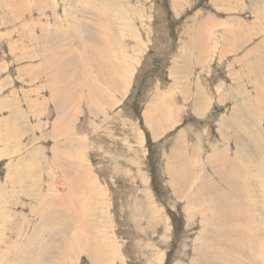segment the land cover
I'll return each instance as SVG.
<instances>
[{
	"label": "rangeland",
	"instance_id": "1",
	"mask_svg": "<svg viewBox=\"0 0 264 264\" xmlns=\"http://www.w3.org/2000/svg\"><path fill=\"white\" fill-rule=\"evenodd\" d=\"M263 120L264 0H0V264H264ZM213 146L243 147L239 259Z\"/></svg>",
	"mask_w": 264,
	"mask_h": 264
},
{
	"label": "bare ground",
	"instance_id": "2",
	"mask_svg": "<svg viewBox=\"0 0 264 264\" xmlns=\"http://www.w3.org/2000/svg\"><path fill=\"white\" fill-rule=\"evenodd\" d=\"M96 4V3H95ZM104 6V5H103ZM105 7V6H104ZM101 8V7H100ZM106 9V8H105ZM77 14V13H76ZM80 29V28H79ZM74 30V29H73ZM60 31V30H59ZM61 32V31H60ZM59 33V32H58ZM57 34V33H56ZM62 35V34H61ZM74 35V34H72ZM85 35V34H84ZM57 36V35H56ZM60 36V35H59ZM64 38V34L62 36ZM71 37V36H70ZM240 38V37H239ZM54 39V38H53ZM56 39V38H55ZM56 41V40H55ZM239 42V41H238ZM84 43V42H83ZM91 45V44H90ZM239 45V44H238ZM59 46V45H58ZM57 46V47H58ZM229 50V49H228ZM92 51V50H91ZM118 52V51H117ZM95 53V52H94ZM81 56V55H80ZM82 57V56H81ZM76 58V57H75ZM68 60V59H67ZM80 60V59H79ZM75 61V60H74ZM118 61V60H117ZM68 64V63H67ZM118 70V69H116ZM255 71V70H254ZM254 74V73H253ZM127 75V74H126ZM110 78L106 77L109 81H111V76ZM114 78V77H112ZM118 82V81H117ZM243 82V81H242ZM72 83V82H71ZM111 84V82H110ZM72 86V85H71ZM222 87V86H221ZM70 88V87H69ZM245 88V87H244ZM54 96V95H53ZM64 96V95H63ZM160 96V95H159ZM36 101V100H35ZM229 102V101H228ZM201 104V103H200ZM203 104V103H202ZM187 105V104H186ZM155 108V107H154ZM197 108V107H196ZM199 109V108H197ZM183 113V112H182ZM166 119V117H164ZM159 119V118H158ZM161 119V118H160ZM264 121V120H263ZM244 123V122H243ZM250 124V123H249ZM14 130V129H13ZM189 132V131H188ZM20 140V139H19ZM84 140V139H83ZM142 141V140H141ZM218 145V144H217ZM219 147V145H218ZM217 146H213L214 154L212 158H210L209 161V166L211 170V175L212 177L215 178V181L213 178H206L207 180L204 181V185H200V190L205 189L206 191L209 190L211 195H212V202L210 205L214 202H217L220 204V206L223 208L225 211V216H227L229 222L222 221L220 218L217 219L215 216V211H211L209 217V220L212 222L213 225V231L214 233L216 232V237L220 243V245H224L226 248H229L233 253L236 254V258L239 259L240 256L242 255L243 257L246 255L248 256L247 249H246V242L244 239H246L245 233L247 231V228H244L242 224L245 221L246 212V204L244 202V197H243V187H244V174L243 172L246 170L244 165V158H243V147L238 146V149L236 153V157L241 158L240 161L236 160H229V154L228 151L226 150H218ZM224 147V146H223ZM242 153V154H241ZM63 155V154H62ZM20 161V160H19ZM180 162L184 163L183 160L181 159ZM260 163L255 164V173L250 172V179L256 180L255 186L258 188L261 187L262 190L264 191V168L259 166ZM187 166V165H186ZM254 166V165H252ZM258 166V168L256 167ZM250 167V166H249ZM248 167V168H249ZM247 168V169H248ZM184 169V168H182ZM186 171V170H185ZM247 171V170H246ZM254 171V170H253ZM258 171H261L262 174L260 176ZM181 172V171H180ZM187 172V171H186ZM184 171L182 172V178L184 177ZM257 173V174H256ZM188 174V173H187ZM187 176V175H185ZM181 174L177 173V181L180 179ZM187 178V177H186ZM248 179V178H247ZM246 179V180H247ZM57 181V180H56ZM189 181V180H188ZM187 181V183H189ZM195 181V180H194ZM251 181V180H250ZM181 182V181H180ZM7 184V183H6ZM182 184V183H181ZM187 185V184H186ZM198 190V189H197ZM196 190V191H197ZM252 192V191H251ZM263 193V192H262ZM254 195V194H252ZM251 196V198H253ZM249 196V195H247ZM246 196V197H247ZM259 197V196H258ZM87 198V197H86ZM94 198V197H93ZM206 199V198H205ZM253 200V199H252ZM259 201V200H258ZM193 204V203H192ZM208 203L205 202L203 205H207ZM215 206V204H213ZM209 208V205L206 206ZM251 207V206H250ZM131 208V207H130ZM211 208V207H210ZM219 208V207H218ZM252 208V207H251ZM221 210V209H220ZM249 210V209H248ZM251 213V212H250ZM145 216V215H144ZM224 216V217H225ZM61 219V218H60ZM59 219V220H60ZM48 220V219H47ZM52 221V220H49ZM87 221V220H86ZM205 221V220H204ZM53 225V224H52ZM128 225V224H127ZM62 227V226H60ZM67 227V226H66ZM248 227V226H247ZM54 228V227H53ZM58 228V227H57ZM64 229V228H63ZM207 229V228H206ZM212 229V228H211ZM250 229V228H249ZM246 230V231H245ZM210 231V229H209ZM207 232V231H206ZM255 232V231H254ZM254 234V233H253ZM207 235V233H206ZM253 236V235H252ZM250 237V236H249ZM64 232L61 228L55 229V231L50 235V240L47 243V246H45V251H43L42 254L46 252V250H50V244L51 242H58L61 246L64 243ZM66 239V238H65ZM247 240V239H246ZM32 241V240H31ZM207 241V240H206ZM214 241V240H213ZM54 244V243H53ZM65 244V243H64ZM30 246V245H29ZM264 246V245H263ZM211 247V246H210ZM215 247V246H214ZM224 247V248H225ZM197 248V247H196ZM219 248V247H218ZM221 248V247H220ZM223 248V249H224ZM28 249V248H27ZM198 249V248H197ZM202 250V249H200ZM217 247L215 252L218 253ZM247 250V251H246ZM223 251V250H222ZM251 251V250H250ZM26 252V251H25ZM211 252L208 251L209 254ZM214 252V251H213ZM212 252V253H213ZM221 252V250H220ZM226 252V251H225ZM40 255V254H39ZM203 255V254H202ZM204 255V256H205ZM221 255V254H220ZM219 255V256H220ZM228 255V254H227ZM31 257V256H30ZM229 257V256H228ZM46 257H44V261ZM219 258V257H218ZM242 258V257H241ZM39 259V260H38ZM48 260V259H47ZM242 260V259H240ZM229 261V260H228ZM231 261V260H230ZM50 262V261H49ZM217 262V261H216ZM222 262V261H221ZM43 263V262H42ZM210 263V262H209ZM206 263V264H209ZM30 264H41L40 258H36L34 261L30 262ZM51 264V263H49Z\"/></svg>",
	"mask_w": 264,
	"mask_h": 264
}]
</instances>
